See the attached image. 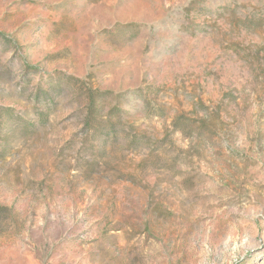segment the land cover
Here are the masks:
<instances>
[{
  "label": "rangeland",
  "instance_id": "374dc122",
  "mask_svg": "<svg viewBox=\"0 0 264 264\" xmlns=\"http://www.w3.org/2000/svg\"><path fill=\"white\" fill-rule=\"evenodd\" d=\"M0 264H264V0H0Z\"/></svg>",
  "mask_w": 264,
  "mask_h": 264
},
{
  "label": "trees",
  "instance_id": "16d2710c",
  "mask_svg": "<svg viewBox=\"0 0 264 264\" xmlns=\"http://www.w3.org/2000/svg\"><path fill=\"white\" fill-rule=\"evenodd\" d=\"M96 93H98V91L88 92V96H87L88 102L86 103V106H87L86 108L88 110L87 111L88 117L86 119L87 122L85 125L88 127L89 130L91 129L90 132L92 134L94 133L98 134V136L102 137L103 140H108V138L110 137L112 138L116 137L115 126H114V123H111L108 128H104L102 126V123H100L98 119L94 118L95 114L97 113V110H99V108L97 107V103H96V95H97Z\"/></svg>",
  "mask_w": 264,
  "mask_h": 264
}]
</instances>
